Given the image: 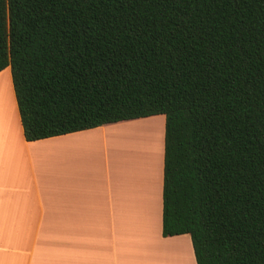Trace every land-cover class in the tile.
<instances>
[{
  "label": "trees",
  "instance_id": "16d2710c",
  "mask_svg": "<svg viewBox=\"0 0 264 264\" xmlns=\"http://www.w3.org/2000/svg\"><path fill=\"white\" fill-rule=\"evenodd\" d=\"M27 142L164 116L163 237L264 264V0H0Z\"/></svg>",
  "mask_w": 264,
  "mask_h": 264
},
{
  "label": "crops",
  "instance_id": "0c3cea01",
  "mask_svg": "<svg viewBox=\"0 0 264 264\" xmlns=\"http://www.w3.org/2000/svg\"><path fill=\"white\" fill-rule=\"evenodd\" d=\"M0 87L7 109L0 121V264H162V254L163 264L173 256L176 264H196L189 235L161 234L163 147L157 183L139 174L147 182H133L122 201L111 173L102 181L93 169L88 148L92 135L111 128L27 142L9 67Z\"/></svg>",
  "mask_w": 264,
  "mask_h": 264
},
{
  "label": "rangeland",
  "instance_id": "374dc122",
  "mask_svg": "<svg viewBox=\"0 0 264 264\" xmlns=\"http://www.w3.org/2000/svg\"><path fill=\"white\" fill-rule=\"evenodd\" d=\"M1 91L2 102L0 104V120L4 121V117L6 115V107L4 103L3 90ZM133 121L136 122L131 124L125 123L127 125L120 123L106 125L105 128L111 129L106 130V132L100 131L92 135L91 138L93 137V140L88 145L89 153H91L90 156L91 158H93V169H96V171L102 177V181L105 180V175L108 171L111 173L110 177L112 178L113 176L112 183L118 193L117 197L118 199L120 198L122 201H124L126 193H128V189L134 188L133 182H135L136 180H138V182L140 181V183H146L148 181L147 183L151 184V186L154 185L155 182H151L149 180L148 174L151 175V170L153 171L155 161L158 162L157 176L155 180L157 183L160 167V157L162 154L161 151L163 147L164 116H154ZM129 131H135V133H132L134 135L138 131L137 134L134 136V140H136L138 136H140L146 139L149 138L157 144L155 145L152 142V145H149L150 143L148 144V142L146 141V144L144 145V140L141 141V139L137 142L135 141L137 144H135L134 147H129L127 139H124L128 137H126V134L124 135L125 137L123 136L124 133H128ZM123 140H125L124 143L122 142ZM139 142H142L143 145L139 144ZM139 149L143 150L140 151ZM129 171H131L132 174H130ZM136 174L138 175L136 176ZM139 174H142L143 178H146L147 181L143 178H137L140 176ZM120 182L121 188L124 191L125 196H123V192H121ZM153 241L156 242V239H153ZM164 257L165 256L162 254V264L165 260ZM171 262H173L174 264L177 263L176 258H174V256L169 257V264H171Z\"/></svg>",
  "mask_w": 264,
  "mask_h": 264
},
{
  "label": "bare ground",
  "instance_id": "6f19581e",
  "mask_svg": "<svg viewBox=\"0 0 264 264\" xmlns=\"http://www.w3.org/2000/svg\"><path fill=\"white\" fill-rule=\"evenodd\" d=\"M1 90H2V88L0 87V91H1ZM1 96H2V91L0 92V104H1V102H2ZM0 121H1V120H0ZM0 124H1V122H0ZM134 130H136V129H134ZM137 132H138V131H137ZM137 132H136V134H137ZM132 133H135V131H134V132H130V131H129L128 133L126 132V133L123 134V136L126 134V137H128V138H124V137H125V136H124L123 138H124V139H127V143H128V145H129V147H134V145L137 144L136 142H137L138 140H141V139H142L141 141L144 140V142H143L144 145L146 144V141L148 142V144L150 143L149 145H152V142H153V141H152L151 139H149L148 137H147L148 139H146V138H142V137L138 136L139 139L137 138L136 140H134V138H135L134 136H135L136 134L134 135V134H132ZM119 135H120V133H119ZM147 136H148V135H147ZM148 140H149V141H148ZM124 141H125V140H123L122 142L124 143ZM135 141H136V142H135ZM150 141H151V142H150ZM153 143H154V142H153ZM132 144H133V145H132ZM139 144H142V142H139ZM143 144H142V145H143ZM154 144L156 145L157 143H154ZM154 144H153V145H154ZM152 147H153V146H152ZM155 147H156V146H155ZM135 148H136V147H135ZM137 148H139V147H137ZM132 149H133V148H132ZM136 150H138V149H136ZM139 150L142 151L143 149H142V150L139 149ZM154 163H155V165L153 166V172H154V173H153V175H152V177H151V181H153V182H155V180H156V176H157V168H158V162L155 161Z\"/></svg>",
  "mask_w": 264,
  "mask_h": 264
}]
</instances>
